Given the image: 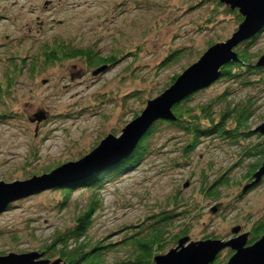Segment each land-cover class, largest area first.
<instances>
[{"label":"rangeland","instance_id":"1","mask_svg":"<svg viewBox=\"0 0 264 264\" xmlns=\"http://www.w3.org/2000/svg\"><path fill=\"white\" fill-rule=\"evenodd\" d=\"M128 1L0 0V115H5L0 116V182L10 184L44 175L82 158L107 133L118 137L133 116L144 110L148 99L166 90L170 79L194 64L209 45L229 39L238 26L235 17L228 14L220 17L222 23L212 31L194 32L197 25L206 22L209 3L183 15L180 7L194 0H146L148 7L144 9L141 0ZM154 26L158 30L150 32ZM61 39L78 46L95 44L103 57L114 51L122 56L136 55H125L95 75L96 68L89 69L74 59L47 68L37 61L38 73H33L31 61L35 62L41 48ZM140 42L142 51L137 52ZM189 44L195 51H188V47L178 61L155 70L167 48ZM251 51L256 62L264 53V31ZM257 79L253 75V83L246 87L224 80L212 83L192 94L190 102L204 104L223 90L232 93L228 102L241 104L250 98L255 111L248 127L254 131L264 124V85L257 84ZM137 88V97L121 100L120 94ZM179 136L175 130L164 129L157 137L158 144H152L150 154L136 167L102 184L101 206L89 232L93 240L104 237L107 243L118 241L126 231H132L129 227L174 196L200 213L193 216L192 212L186 220L176 222L189 230L179 247L195 245L207 234L222 243L239 236L246 239L249 222L264 214V176L257 182L247 178L249 165L259 157L240 162L237 144L203 140L191 162L182 168ZM257 137L255 134L243 142H256ZM219 176L227 178L228 184L221 187L219 201H214L201 189L206 181L213 182ZM90 190L74 189L61 209L54 205L62 198V188H48L7 206L0 213V255L40 254L54 233L69 227L83 210ZM223 204L228 207L220 212ZM234 229H239L238 234L232 233ZM115 256L111 260L120 259ZM222 256L221 261H228L224 252ZM42 259L53 260L46 254Z\"/></svg>","mask_w":264,"mask_h":264},{"label":"trees","instance_id":"2","mask_svg":"<svg viewBox=\"0 0 264 264\" xmlns=\"http://www.w3.org/2000/svg\"><path fill=\"white\" fill-rule=\"evenodd\" d=\"M123 1L126 2V0ZM147 2L146 0L140 1L142 9L147 6ZM221 2V0H194L190 5L189 3H185L180 8L183 11V15H186V13H191L196 7L201 8L209 3V13L205 18L206 22L197 25L194 32L212 31L220 24L219 22L222 23L220 17L222 18L228 14H230L231 17H235L234 24L239 25L242 21V17L237 13L238 11H231L229 6L227 7ZM129 4L130 1H128L127 7H129ZM156 7L159 9L157 5ZM169 7L170 5L168 8ZM157 30L158 29L154 26L150 32L155 33ZM262 31H264V29L250 40L243 43L241 42L240 45L235 48L234 51L239 61L222 66L221 76L216 82L219 83L222 80L229 83L239 82L241 87H246L248 84L250 85L253 83L251 77L255 75L258 76L256 81L257 84L264 85V67L255 68L254 59L257 56L251 51L254 42L261 35ZM140 45L141 42L138 43V47H136L137 52L142 51ZM188 47H190L188 51H195V47L190 44L185 48H167L162 61L157 64L155 70L178 61L180 56L184 55V51ZM118 54L114 51L108 57H103L100 55L99 49L95 44L85 47L83 45H75L73 42H65L63 39L53 40L51 45L45 44V46L41 48L39 56L35 58V62L31 61V64L33 63L31 71H33V73L38 71L37 61L40 62L44 68H47L52 64H61L62 61H72V59H74L84 62L89 69H98L104 66V64L107 66L114 65V63L123 60L125 55L130 57L136 55L125 53V55L122 56ZM21 62V66L23 67L24 59ZM6 77H10V75ZM175 78H177V76H174L172 80L170 79L169 84L173 83ZM7 82H10L9 79H7ZM8 89L9 85L5 91ZM138 92V88L131 92L127 91L126 93L120 94V98L121 100H126L127 98L131 99L137 97L136 95ZM230 95H232L230 91L223 90L217 96L211 97L208 102L193 105L190 101L194 95L191 94L187 99L182 100L178 105L173 107L172 110L176 120L163 121L160 119L155 122L149 128L146 135L141 138L135 151L132 154L130 153L127 159L121 160L118 164L109 166V168L99 171V173L88 176V178L79 179L72 183L68 182L66 185L62 186L57 185L52 187L50 190L57 188L63 189L61 200L55 202L54 205L55 207L59 205L60 209L67 206L69 197L74 189L83 187L91 190L88 194L86 193V205L73 219L72 224L64 230L60 229L58 232H55L52 239L42 249L41 253L49 257L51 256L53 259L52 261L61 260L63 264H156V257H161L165 255L167 251L169 252L176 248L179 241L186 238L189 234V230L185 224H181L178 227L176 222L178 223L181 220H186L185 216L190 215L192 212V214H194L193 216L200 214L196 211V208L188 205L190 203L174 196L157 211L154 210L151 215L144 217L137 225L129 227L132 231H126V234H124L121 239L116 242L107 243L104 237L99 240H93V238L89 236L94 222V215L99 211L101 206L99 192L103 188L102 184L108 181H115L120 176L121 171L136 167L141 160L147 157L150 154L149 148L152 147V144L156 146V142L158 144V141H156L158 140L157 137L160 136L161 131L164 129L166 131L175 130L176 133L180 135L181 141L178 143V154L182 162L179 163V167H186L191 162L190 160L193 154L199 151L197 150L198 146L203 143V140L222 144L225 143L226 146H228V143H230V145L235 143L241 148L240 151L237 152L240 162L245 161L246 158L259 157V160L249 165L248 168L247 178L255 180L253 176L264 162V134L258 132L257 128L252 131L251 128L248 127V121L253 117L255 111L252 100L250 98H245L241 104H235L234 102L227 101ZM110 99L114 98L110 97ZM220 106L221 108H219ZM0 116L4 117L5 115ZM137 116L138 115L135 114L133 118ZM255 134L258 136L256 142H251L249 144L247 143L248 141L243 142L245 138H250ZM204 174L205 173H203V175ZM226 184H228L227 178L224 179L220 176L216 177L213 182L206 181L201 189V193L214 201H219L221 187ZM227 207L224 205L220 212H223ZM180 208H182V210L178 211ZM249 223L250 228L246 236V243H248V246L256 243L260 237L264 235V214ZM181 226H183L182 229H180ZM207 239L218 240L220 238L207 234L201 241H207ZM222 252L225 253V258H228V261L231 255H234L230 247L225 248L219 251L218 256H216L214 261L210 264H227L228 261H221L224 258ZM114 253L119 254L115 256ZM112 255L116 258L119 256L120 259L111 260Z\"/></svg>","mask_w":264,"mask_h":264},{"label":"water","instance_id":"3","mask_svg":"<svg viewBox=\"0 0 264 264\" xmlns=\"http://www.w3.org/2000/svg\"><path fill=\"white\" fill-rule=\"evenodd\" d=\"M223 4L238 11L242 21L229 39L210 45L209 48L199 56V59L189 65L182 74L170 84L166 90L159 93L157 97L148 99L144 110L128 122L121 130L118 137L107 133L98 142L97 146L77 161H67L57 166L54 170L41 176H34L22 182L10 184L0 182V213L6 210L9 204L23 198L35 195L47 188L51 189L57 185H66L68 182H76L79 179L88 178L93 174L103 171L109 166L118 164L125 160L137 148L139 141L149 131V128L157 121H175L173 107L182 100L187 99L201 89H206L215 83L221 76V67L229 63L238 62L235 48L240 43L250 40L264 29V0H221ZM255 68L264 67V53L254 63ZM107 65L94 70L93 75L103 73ZM40 118V117H38ZM257 127L258 132L264 134V124ZM264 176V162L257 173L253 176L255 182ZM239 229L232 233L238 234ZM182 240L179 241V243ZM246 239L242 236L222 243L218 240L197 242L195 245L176 248L167 251L165 255L156 257V264H210L218 256L219 251L231 248V255L227 264H264V235L250 246H245ZM43 253H9L0 255V264H63L61 260L42 259Z\"/></svg>","mask_w":264,"mask_h":264}]
</instances>
